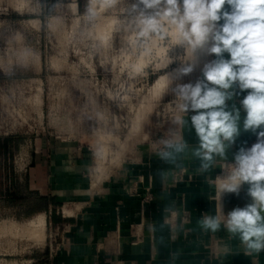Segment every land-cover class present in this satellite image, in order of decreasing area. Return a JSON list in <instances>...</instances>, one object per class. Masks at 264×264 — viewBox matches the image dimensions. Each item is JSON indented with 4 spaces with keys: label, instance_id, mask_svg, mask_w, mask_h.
<instances>
[{
    "label": "clouds",
    "instance_id": "9594fccd",
    "mask_svg": "<svg viewBox=\"0 0 264 264\" xmlns=\"http://www.w3.org/2000/svg\"><path fill=\"white\" fill-rule=\"evenodd\" d=\"M30 7L49 39L67 32L68 43L84 48L89 56L114 51L113 36L120 35L117 56L126 58L130 76L110 95L117 111L135 98L136 77L156 60L157 47L167 53L164 68L178 62L177 68L158 77V88L173 98L180 112L195 113L191 122L200 142L193 153L200 160L198 171L207 172L215 157L226 161L223 175L216 178L220 201L224 193L239 194L248 185L252 202L230 211L224 223L230 233L239 235L246 253L264 251V0H84L82 11L76 6L75 16L66 0H31ZM0 43L4 45L0 76L15 81L39 53L11 22L0 23ZM201 55L214 57L203 64L202 78L181 83L199 65ZM245 92L240 100L243 130L256 134L257 142L241 147L230 163L226 148L240 135V109L227 111L226 101ZM71 123L73 128L86 127L95 171L113 163L133 134L128 117L92 98L81 104ZM170 124L155 148V155L168 163L187 148L176 131L183 119L175 117ZM221 223L219 215H205L199 221L205 232L213 233ZM218 251L227 254L230 249L218 245Z\"/></svg>",
    "mask_w": 264,
    "mask_h": 264
},
{
    "label": "crops",
    "instance_id": "0c3cea01",
    "mask_svg": "<svg viewBox=\"0 0 264 264\" xmlns=\"http://www.w3.org/2000/svg\"><path fill=\"white\" fill-rule=\"evenodd\" d=\"M246 94L226 101L227 111L240 109V135L226 148L227 161L256 135L243 130L240 100ZM194 114L182 116L176 131L187 148L173 162L142 149L102 180L93 175L91 152L81 142L51 134H0V200L15 207L23 201L26 221L44 214L62 244L53 258L49 250L39 257L35 252L27 264H264V251L246 253L239 235L224 223L230 211L252 202L248 185L220 201L216 178L225 160L215 157L207 172L198 171ZM205 215L221 216L218 231L200 227ZM218 245L230 251L223 254Z\"/></svg>",
    "mask_w": 264,
    "mask_h": 264
},
{
    "label": "rangeland",
    "instance_id": "374dc122",
    "mask_svg": "<svg viewBox=\"0 0 264 264\" xmlns=\"http://www.w3.org/2000/svg\"><path fill=\"white\" fill-rule=\"evenodd\" d=\"M66 2L72 6L70 15H77V5L81 11L83 9L84 0ZM30 6L31 0H0V23L11 22L39 53L36 61L19 79L9 81L0 76V134L17 132V135L26 138L51 134L61 139H74L89 148L91 138L86 127L73 128L71 118L81 104L92 98L110 111L128 117L133 125L132 136L113 163L100 171H95L93 164V175L97 174L98 180L119 167L127 156L142 149L144 152L155 150L158 139L166 135L165 131L171 127V120L182 118L184 114L175 106L173 98L158 88V77L177 68L178 62L168 69L164 68L168 56L157 47L156 60L143 69V75L136 77L133 86L135 98L117 111L110 95L130 76V69L124 66L126 58L117 56L122 47L120 35L113 36L114 51L89 56L84 48L68 43L67 32L49 39ZM3 49L4 45L0 43V51ZM209 59L212 57L201 55L196 69L180 82L195 83L201 79V69ZM157 64L161 65L159 69ZM137 127L139 131L135 130ZM18 204L20 206L15 207L7 200H0V258L27 264L25 260L32 258L35 252L39 257L44 256L46 250H55L58 236L55 232L51 233L50 226L46 225L40 240L30 239L27 235L22 238V234L26 233L17 230V225H24L29 220L26 221L28 216L21 206L23 201ZM10 243L16 250L4 249L6 246L9 248ZM32 246L34 248L31 249Z\"/></svg>",
    "mask_w": 264,
    "mask_h": 264
},
{
    "label": "bare ground",
    "instance_id": "6f19581e",
    "mask_svg": "<svg viewBox=\"0 0 264 264\" xmlns=\"http://www.w3.org/2000/svg\"><path fill=\"white\" fill-rule=\"evenodd\" d=\"M17 226H18L17 227V230H19V231L22 230V233H23V231L26 233L24 235L22 234V238H24L27 235L30 239H36V240L39 239L40 240L41 238H43V236H44V230L46 229V218H45V215L44 214H39L34 219L29 220L26 224H24V225H17ZM19 233H21V232H19ZM14 241H15V239H14ZM14 243L15 242H13V244ZM13 244L8 245V246H10L9 248L7 246L4 247V249L6 248L7 250H16L15 249V246H14L15 244L14 245ZM0 264H22V263L19 262V261H16V260L8 261L6 259L0 258Z\"/></svg>",
    "mask_w": 264,
    "mask_h": 264
},
{
    "label": "built area",
    "instance_id": "2783aa9c",
    "mask_svg": "<svg viewBox=\"0 0 264 264\" xmlns=\"http://www.w3.org/2000/svg\"><path fill=\"white\" fill-rule=\"evenodd\" d=\"M257 142V135H255L251 140H250V142L246 145V147L245 148H248V147H251L254 143H256ZM226 162V161H225ZM225 162H223L222 164H221V168H222V166L225 164ZM228 162H234V160H232V161H228ZM220 175H223V171H222V169H221V173H220ZM241 189H242V187H241ZM62 246V244H61V242H56V249L55 250H53L52 248L49 250V256H50V258H53L54 256H55V254L57 253V251H58V249L60 248Z\"/></svg>",
    "mask_w": 264,
    "mask_h": 264
}]
</instances>
